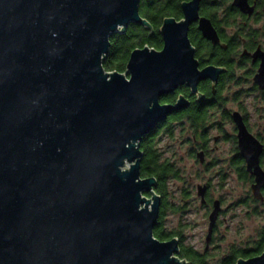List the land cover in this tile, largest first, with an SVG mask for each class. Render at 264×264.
Instances as JSON below:
<instances>
[{
	"label": "water",
	"instance_id": "obj_1",
	"mask_svg": "<svg viewBox=\"0 0 264 264\" xmlns=\"http://www.w3.org/2000/svg\"><path fill=\"white\" fill-rule=\"evenodd\" d=\"M199 1L181 2L179 21L163 18L162 48H134L120 72L102 62L111 34L130 23L151 32L140 0H0V264H190L176 237L153 235L160 196L156 178L140 176V141L189 104L160 96L185 84L202 100L198 82L210 78L214 91L224 69L197 67L192 21L225 46L198 16ZM253 79L264 89V52ZM232 118L262 199L263 144L238 112ZM206 189L196 185L202 203ZM219 210L215 199L206 247ZM235 264H264V250Z\"/></svg>",
	"mask_w": 264,
	"mask_h": 264
},
{
	"label": "flooded vegetation",
	"instance_id": "obj_2",
	"mask_svg": "<svg viewBox=\"0 0 264 264\" xmlns=\"http://www.w3.org/2000/svg\"><path fill=\"white\" fill-rule=\"evenodd\" d=\"M184 1L188 0H181V2ZM181 2H179L178 5H174L172 3V6L175 7L174 9H176V12L175 14L165 15L161 18L160 25L157 28L158 33L163 18L173 17L176 21L184 18ZM151 16L157 19L159 18V13L153 9ZM198 16L206 18L210 21L219 38V41L225 44V46L223 47L218 43L212 44L211 40L203 37L201 31L197 28L198 19L192 21L189 24L187 34L190 43L194 47V58L197 61V67L198 69H201L206 65H212L215 67H223L224 69L218 74L216 81L213 82L214 91L211 89L210 78L202 79L197 84V92L202 94V100L195 98L199 105L198 111L200 115V125L197 129L196 138H193V141L196 142V144L195 148L191 150V155L196 156V153L200 152L201 157L199 158L196 156L197 162L203 168L211 169L220 162L212 156L211 152L218 149V143L227 142L230 144L231 150L229 151L228 156L222 158L225 163L224 166L229 170L236 171L237 165L235 164V160L237 157H239L242 160L241 166L247 173V176L244 179L249 180L251 186L252 182L254 181V177L246 170L245 160L239 152L237 144V126L232 118V113L238 112L242 117V120L248 131L263 144V151L259 159L260 165L264 169V108L263 113L260 114L263 124L260 125L259 131L253 132L249 122L250 114L247 111V106L242 104L240 100L237 99L238 96L236 95L238 94V91H235L234 96H227L224 93H226L233 85H238L239 83V85H241V82H249L250 87L247 88L246 91H256L264 99V89L260 88L253 79L255 73L258 71L259 65L261 63L262 53L264 52V0H240V3H238L237 0H200L198 6ZM145 19L151 25V22L147 18ZM151 28H153L152 25ZM150 33H155L154 29H152ZM192 39H194L195 42ZM161 48L162 45L160 48L155 49ZM185 88L188 89L189 93H191L189 87L183 84L178 86L173 93H169H177L175 99L172 102H162L161 98L164 95L160 96V102L174 103L179 94L184 95L183 93H178L179 90ZM193 95L196 97V94ZM184 96L188 98L189 106L192 99L190 96ZM229 97L232 100H237V106L232 110L226 108ZM226 124H231V130H226ZM212 131H215V133H212ZM200 184H206L207 186L204 196L205 202L202 203L200 201V203L203 204V207H210V212L213 200L218 198L211 199L209 197V183ZM261 194L263 196L262 199L256 198L252 194V200L264 202V187L261 188ZM218 200L220 201V199ZM218 216L214 224L212 235L214 229L216 228L215 226ZM209 243L206 247L205 242V250L208 248Z\"/></svg>",
	"mask_w": 264,
	"mask_h": 264
},
{
	"label": "rangeland",
	"instance_id": "obj_3",
	"mask_svg": "<svg viewBox=\"0 0 264 264\" xmlns=\"http://www.w3.org/2000/svg\"><path fill=\"white\" fill-rule=\"evenodd\" d=\"M239 84L231 86L224 94L234 96L235 91H238L237 99L247 106L250 114L252 131H259L263 124L260 114L263 113L264 99L256 91H246L250 87L249 82ZM236 103L237 100L229 97L226 108L232 110L236 108ZM173 127L172 135L160 130L158 147L161 158L169 159L180 170L182 179L168 181V194L171 203L182 205L183 208L176 212H165L164 228L166 231L180 232L184 245L202 252L210 207H203L200 203L196 195V185L209 183V197L221 201L216 228L206 249L209 261L215 264L230 247H249L255 242L264 224V202L253 201L249 180L241 178L237 171L224 166L222 158L229 155L230 144L218 143V149L211 153L220 162L211 169H205L197 162V157L191 155L196 142L193 141L190 127L187 124L183 127L179 123H175ZM225 128L231 130V124H226ZM184 190L188 191L187 195Z\"/></svg>",
	"mask_w": 264,
	"mask_h": 264
},
{
	"label": "trees",
	"instance_id": "obj_4",
	"mask_svg": "<svg viewBox=\"0 0 264 264\" xmlns=\"http://www.w3.org/2000/svg\"><path fill=\"white\" fill-rule=\"evenodd\" d=\"M181 0H140L139 12L147 18L154 29L155 33L148 34V28H144L137 24H129L122 33L115 32L110 35V48L107 57L102 62L105 70L108 71H124L125 64L128 60L130 52L137 47L148 45L154 48H160L162 45L161 36L157 31L161 18L165 15L175 14L176 9L172 6L178 5ZM153 9L159 13V18L155 19L151 16ZM174 9V12H173ZM194 42L195 40L192 39ZM178 93L191 97L190 105L187 108L175 110L167 116L165 121L156 125L149 133L143 135L140 141V149L142 150V158L140 161V176L156 178L155 192L160 196V207L157 223L153 227V235L159 240H167L172 237H178L179 241V257L185 258L190 264H211L207 251H197L192 246L184 245L182 236L178 231H166L164 228V217L167 210L173 212L180 211L182 205H174L169 201L168 181L170 179L180 180L182 176L180 170L169 159L161 158V151L158 147L159 133L163 130L165 133L172 135L173 126L179 123L183 127L187 124L192 130V137L197 136V129L200 125L199 105L196 97L189 93L188 89H180ZM177 94V93H176ZM176 94H167L161 98V101H173ZM242 160L237 157L235 164L237 172L241 178H246L247 173L241 166ZM184 190V194H188ZM147 196L148 193H146ZM264 250V224L260 228L259 234L255 242L249 247H230L228 252L224 254L215 264H235L238 258H248L260 254Z\"/></svg>",
	"mask_w": 264,
	"mask_h": 264
}]
</instances>
